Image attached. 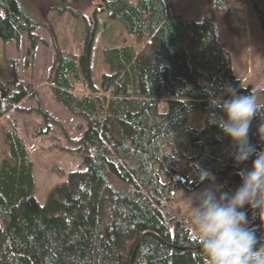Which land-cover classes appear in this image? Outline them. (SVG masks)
<instances>
[{
	"label": "trees",
	"instance_id": "obj_1",
	"mask_svg": "<svg viewBox=\"0 0 264 264\" xmlns=\"http://www.w3.org/2000/svg\"><path fill=\"white\" fill-rule=\"evenodd\" d=\"M61 1L60 11L71 8L69 0ZM101 1L132 38L104 49L102 86L92 81L93 32L79 52L58 47L48 75L54 99L86 118L76 149L86 167L69 172L42 204L34 196L31 148L15 128L5 130L0 264H209L191 217L166 215L165 208L179 187L193 190L208 181L198 180V169L221 176L255 159L254 153L237 165L230 138L212 123L223 113L211 100L227 99L226 85L240 95H256L258 110L248 139L257 152L264 151V88L244 86L230 52L220 44L216 16L229 0H206L208 15L202 21L175 12L173 0ZM251 1L264 28V0ZM0 6L3 42H19L26 35L33 51L44 41L36 30L50 25L23 0H0ZM13 82L11 93L2 97L0 92V116L20 110L18 104L35 95L30 82ZM80 85L84 90H78ZM33 109L54 119L41 106ZM194 111L203 116L200 128L188 124ZM181 160L190 180L172 174ZM247 212L248 226L261 221L258 209ZM251 229L264 238V223Z\"/></svg>",
	"mask_w": 264,
	"mask_h": 264
},
{
	"label": "rangeland",
	"instance_id": "obj_2",
	"mask_svg": "<svg viewBox=\"0 0 264 264\" xmlns=\"http://www.w3.org/2000/svg\"><path fill=\"white\" fill-rule=\"evenodd\" d=\"M32 11L45 18L51 28L40 26L36 30L42 42L31 51L26 35L19 42H3L0 38V92L5 97L15 88V78L30 82L34 87V97H26L19 104L20 110H11L0 116V159L7 148L5 130L15 128L26 140L32 151L35 163L36 186L34 196L44 204L47 193L61 184L69 172L86 167L79 147V139L87 128L84 116L75 114L62 102L54 99L49 85L48 75L55 59L58 47L66 53L73 48L80 51L81 44L94 33L91 63L93 66V84L101 87V79L106 71L104 49L132 42L119 21L108 15L101 0H69L71 8L60 11L61 0H23ZM91 2H94L91 6ZM173 9L188 20L202 21L208 15L206 0H173ZM73 10H80L75 15ZM0 12L4 13L0 6ZM216 25L220 35V44L226 48L232 58V68L244 86L264 88V28L258 12L251 0H229L224 12H218ZM82 85L78 90L83 89ZM84 90V89H83ZM15 92V91H13ZM41 106L47 110L53 120L35 111ZM164 107V105H163ZM193 127L203 125L200 111H194L188 122ZM188 140V136L185 137ZM195 149H189L194 154ZM254 160V159H253ZM242 167L232 169L225 175L215 176V183L223 185V190L234 192L241 184L238 174L251 168L252 161ZM174 176L184 175L189 180L191 173L181 160L173 170ZM183 176V179L185 178ZM167 180V177H162ZM210 181L196 189L179 187L167 203L165 214L170 216L191 217L189 197L202 191ZM250 209L245 206V211Z\"/></svg>",
	"mask_w": 264,
	"mask_h": 264
},
{
	"label": "clouds",
	"instance_id": "obj_3",
	"mask_svg": "<svg viewBox=\"0 0 264 264\" xmlns=\"http://www.w3.org/2000/svg\"><path fill=\"white\" fill-rule=\"evenodd\" d=\"M228 97L211 100L223 116L214 118L224 136L230 138L234 150L230 153L239 165L253 156L251 168L241 170L240 186L232 193L215 183V176L198 169V180L210 181L202 191L189 197L190 225L209 264H264V238H258L249 228L245 206L259 210L264 222V151H256L248 139L249 127L258 104L255 94L240 95L236 88L226 85ZM261 129H264L262 127Z\"/></svg>",
	"mask_w": 264,
	"mask_h": 264
},
{
	"label": "water",
	"instance_id": "obj_4",
	"mask_svg": "<svg viewBox=\"0 0 264 264\" xmlns=\"http://www.w3.org/2000/svg\"><path fill=\"white\" fill-rule=\"evenodd\" d=\"M2 97H4V96H3V93H2ZM262 223H264V222H262V221L255 222V223L251 224V225L249 226V228H251V227L254 226V225L262 224Z\"/></svg>",
	"mask_w": 264,
	"mask_h": 264
},
{
	"label": "flooded vegetation",
	"instance_id": "obj_5",
	"mask_svg": "<svg viewBox=\"0 0 264 264\" xmlns=\"http://www.w3.org/2000/svg\"><path fill=\"white\" fill-rule=\"evenodd\" d=\"M256 212V211H255Z\"/></svg>",
	"mask_w": 264,
	"mask_h": 264
}]
</instances>
